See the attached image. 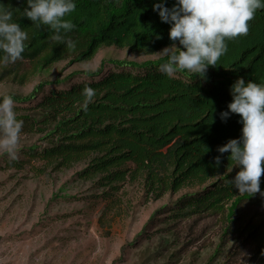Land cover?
Listing matches in <instances>:
<instances>
[{
    "label": "trees",
    "instance_id": "16d2710c",
    "mask_svg": "<svg viewBox=\"0 0 264 264\" xmlns=\"http://www.w3.org/2000/svg\"><path fill=\"white\" fill-rule=\"evenodd\" d=\"M156 2L76 0L77 9L69 17L75 27L66 34V39L76 41L75 51L66 43L52 41L47 26L37 28L26 18L27 0H0V8L11 11L13 21L29 33L20 60L45 71L68 58L73 62L91 60L104 47L154 53L171 46L170 25L153 11ZM174 2L166 0V6L172 7ZM227 47L219 66H209L205 79L188 72L165 75L159 69L167 56L141 63L109 59L113 68L106 75L104 60L96 71L42 81L27 96L3 95H12L17 104H27L45 87H56L36 105L16 107L17 118L24 121L22 134L41 133L48 146L26 147L22 160H8V166L22 168L28 161L41 160L57 171L86 159L88 165L79 173L83 177H99L100 184L114 192L139 175L155 196L194 183L207 184L202 193L182 196L173 216L186 219L226 211V234L243 202L264 198V176L261 192L239 193L228 182L239 169L230 171V153L217 150L241 135L238 114L220 118L232 99L230 86L238 77L264 83V9L257 10L249 22L248 34L227 41ZM12 72L4 69L0 82ZM13 76L24 83L28 75L16 72ZM77 76L88 81L57 89ZM87 86L96 90V96L85 109L83 89ZM217 156L221 157L218 166ZM256 228L253 225L251 230ZM259 237L264 251V231Z\"/></svg>",
    "mask_w": 264,
    "mask_h": 264
},
{
    "label": "rangeland",
    "instance_id": "374dc122",
    "mask_svg": "<svg viewBox=\"0 0 264 264\" xmlns=\"http://www.w3.org/2000/svg\"><path fill=\"white\" fill-rule=\"evenodd\" d=\"M163 49L147 53L104 47L91 60L68 58L45 71L18 60L0 67V73L13 71L0 82V97L27 96L42 81L96 71L104 60L106 75L113 68L109 59L141 63L165 56ZM16 72L26 73L27 80L14 78ZM85 81L87 77L77 76L57 89ZM53 88L45 87L27 104L15 103V109L36 105ZM42 137L38 132L21 134L15 159L22 160L24 149L31 145L47 147ZM11 159L0 153V264H264L259 237L264 231V198L243 202L223 234L226 211L186 219L173 216L182 196L202 193L207 184L155 196L137 175L113 192L100 184L99 177L79 174L88 165L86 159L57 171L41 160L11 167L7 164Z\"/></svg>",
    "mask_w": 264,
    "mask_h": 264
},
{
    "label": "clouds",
    "instance_id": "9594fccd",
    "mask_svg": "<svg viewBox=\"0 0 264 264\" xmlns=\"http://www.w3.org/2000/svg\"><path fill=\"white\" fill-rule=\"evenodd\" d=\"M77 9L76 0H27L24 15L37 28L47 26L51 40L66 43L75 51L76 41L66 39L75 25L69 18ZM264 9V0H175L172 7L166 0L153 4L162 22L170 25L169 39L173 44L161 53L168 57L160 71L171 77L177 72H188L206 78L209 66H219L228 50L227 41L249 32V22L257 10ZM29 33L13 21V13L0 8V67L14 64L23 58ZM179 47L177 46V43ZM175 49V50H174ZM231 102L220 113L222 120L238 114L241 135L218 147L221 154L230 153L228 160L239 169L228 182L239 193L261 192L264 176V83L238 77L230 86ZM84 107L87 108L96 90L83 89ZM12 95L0 98V153L16 158L24 121L17 118ZM216 165L221 157L214 158Z\"/></svg>",
    "mask_w": 264,
    "mask_h": 264
}]
</instances>
